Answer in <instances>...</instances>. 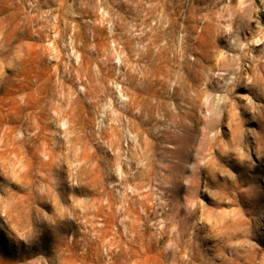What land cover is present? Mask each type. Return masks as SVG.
<instances>
[{"label": "rangeland", "instance_id": "obj_1", "mask_svg": "<svg viewBox=\"0 0 264 264\" xmlns=\"http://www.w3.org/2000/svg\"><path fill=\"white\" fill-rule=\"evenodd\" d=\"M0 264H264V0H0Z\"/></svg>", "mask_w": 264, "mask_h": 264}, {"label": "bare ground", "instance_id": "obj_2", "mask_svg": "<svg viewBox=\"0 0 264 264\" xmlns=\"http://www.w3.org/2000/svg\"><path fill=\"white\" fill-rule=\"evenodd\" d=\"M247 8H248V7H247ZM237 39H238V38H237ZM239 39H240V37H239ZM233 41H234V40H233ZM233 41H232V42H233ZM239 41H240V40H239ZM233 43L237 44L236 42H233ZM237 46H239V45H237ZM232 57H233V56H232ZM232 57H231V58H232ZM234 57H235V56H234ZM238 57H239V56H238Z\"/></svg>", "mask_w": 264, "mask_h": 264}]
</instances>
